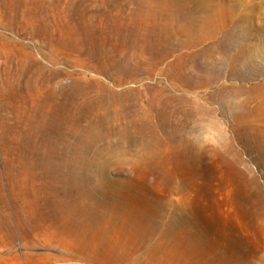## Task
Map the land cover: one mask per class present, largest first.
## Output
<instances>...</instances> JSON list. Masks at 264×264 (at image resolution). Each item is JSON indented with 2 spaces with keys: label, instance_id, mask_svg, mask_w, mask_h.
<instances>
[{
  "label": "rangeland",
  "instance_id": "obj_1",
  "mask_svg": "<svg viewBox=\"0 0 264 264\" xmlns=\"http://www.w3.org/2000/svg\"><path fill=\"white\" fill-rule=\"evenodd\" d=\"M198 2L264 8L0 0V264H264V23L252 74L183 87L165 72L199 51L175 31Z\"/></svg>",
  "mask_w": 264,
  "mask_h": 264
},
{
  "label": "bare ground",
  "instance_id": "obj_2",
  "mask_svg": "<svg viewBox=\"0 0 264 264\" xmlns=\"http://www.w3.org/2000/svg\"><path fill=\"white\" fill-rule=\"evenodd\" d=\"M177 10L181 11V7H177ZM224 10L226 11V18L218 24L211 7L203 2H198L194 8L185 10L182 8L181 25L175 31L183 36V40L177 46L179 49L190 51L198 47L199 51L187 56H182L180 53V56L175 58L176 61L168 69L166 68L167 77L171 80H176L183 87L196 89L206 88L220 81L224 69L227 70L231 79L236 76L243 79L248 76L247 74L253 73L249 68V64L252 62V55L249 54L250 46L247 39L252 34L250 31L251 26L256 23L262 26L264 23V8L256 7L246 11L244 8H236L234 5L229 4L224 6ZM221 38L226 42V46L222 50L220 47L222 42L218 43V39ZM209 40L213 41V44L205 47L204 43ZM230 47L235 48L234 53L230 52V50H234ZM161 58L163 59V57ZM195 60H198L197 63ZM154 66L158 65L155 64ZM162 71L164 70L162 69ZM229 91L226 90V92ZM246 100L234 101L227 98L226 101H222V104L234 119H241L256 113L253 110L249 114L250 101ZM255 261L252 260L246 263H243L244 261H234V263L258 264ZM257 262H263V259L259 258Z\"/></svg>",
  "mask_w": 264,
  "mask_h": 264
}]
</instances>
